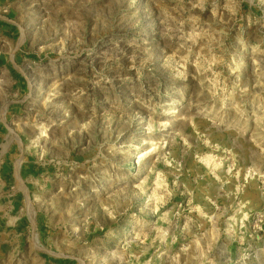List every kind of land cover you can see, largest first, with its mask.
Masks as SVG:
<instances>
[{
  "label": "rangeland",
  "instance_id": "1",
  "mask_svg": "<svg viewBox=\"0 0 264 264\" xmlns=\"http://www.w3.org/2000/svg\"><path fill=\"white\" fill-rule=\"evenodd\" d=\"M11 197L0 264H264V0H0Z\"/></svg>",
  "mask_w": 264,
  "mask_h": 264
},
{
  "label": "crops",
  "instance_id": "2",
  "mask_svg": "<svg viewBox=\"0 0 264 264\" xmlns=\"http://www.w3.org/2000/svg\"><path fill=\"white\" fill-rule=\"evenodd\" d=\"M19 203L15 197H11L9 202L0 204V228H9V234L16 237L17 240L26 232L29 219L24 215H18ZM6 247L11 248L12 243L7 242Z\"/></svg>",
  "mask_w": 264,
  "mask_h": 264
},
{
  "label": "bare ground",
  "instance_id": "3",
  "mask_svg": "<svg viewBox=\"0 0 264 264\" xmlns=\"http://www.w3.org/2000/svg\"><path fill=\"white\" fill-rule=\"evenodd\" d=\"M19 178V183H21V181H20V177H18ZM28 213L30 214V221H31V223H32V225L34 226V228H35V210H34V208H33V206L31 205V203H29L28 204Z\"/></svg>",
  "mask_w": 264,
  "mask_h": 264
}]
</instances>
